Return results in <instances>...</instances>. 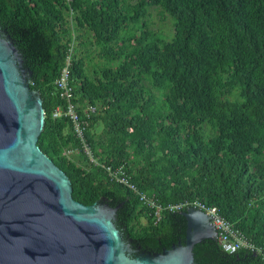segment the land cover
Segmentation results:
<instances>
[{
	"label": "trees",
	"instance_id": "obj_1",
	"mask_svg": "<svg viewBox=\"0 0 264 264\" xmlns=\"http://www.w3.org/2000/svg\"><path fill=\"white\" fill-rule=\"evenodd\" d=\"M151 9L171 20L173 34L149 27ZM0 28L42 99L38 146L68 176L75 200L119 205L114 225L141 251L183 242L184 210L156 221L103 165L122 166L164 207L216 206L259 249L229 253L207 238L193 247L196 264H264V0H0ZM70 43L78 113L94 108L85 139L96 162L69 119L53 116L64 107L54 80ZM88 46L102 66L89 70Z\"/></svg>",
	"mask_w": 264,
	"mask_h": 264
},
{
	"label": "water",
	"instance_id": "obj_2",
	"mask_svg": "<svg viewBox=\"0 0 264 264\" xmlns=\"http://www.w3.org/2000/svg\"><path fill=\"white\" fill-rule=\"evenodd\" d=\"M31 71L0 28V264H196L193 247L216 239L200 209L182 211L184 241L141 251L114 225L119 205H85L38 146L45 113Z\"/></svg>",
	"mask_w": 264,
	"mask_h": 264
},
{
	"label": "built area",
	"instance_id": "obj_3",
	"mask_svg": "<svg viewBox=\"0 0 264 264\" xmlns=\"http://www.w3.org/2000/svg\"><path fill=\"white\" fill-rule=\"evenodd\" d=\"M73 54V44L70 43L65 57L64 65L60 70V73L54 80V86L58 91L59 97L64 102V107H56L53 111V116L58 117L64 115L69 119V121L73 125L74 133L80 139L84 151L89 156L90 161L96 162L97 159L93 157L90 147L85 139V130L87 127L86 117H89V113L93 112L94 108L88 107V109L84 110L85 118H81L78 113V105L76 102H74V88L71 84ZM103 166L112 179L129 187V189L134 191L139 196L140 200L144 204L152 208V210L154 211L153 217L156 221L160 220L161 213L165 210L182 211L190 207L197 208L202 210L209 217L210 223L216 231V240L224 251L229 253L235 252L240 249H248L253 252L259 251V249L254 244L246 240V238L238 229H236L228 220L220 215L216 206L207 205L206 203L199 200H186L178 204L168 205L164 207L148 198L145 193L138 191L134 184H132L129 180V177L127 176L122 166H118L116 168H113L110 165Z\"/></svg>",
	"mask_w": 264,
	"mask_h": 264
},
{
	"label": "rangeland",
	"instance_id": "obj_4",
	"mask_svg": "<svg viewBox=\"0 0 264 264\" xmlns=\"http://www.w3.org/2000/svg\"><path fill=\"white\" fill-rule=\"evenodd\" d=\"M149 20V27L155 31L158 32L160 34L169 36L171 34H173L174 32V26L171 23V20L167 17H163V15L160 14L159 9H151V14L148 17ZM89 33L88 32H84L83 33V39H85L87 37ZM90 52H91V57H93L92 63L88 64L87 61V65L89 66V70L94 67H96L94 64L98 65V66H102L100 65V63H102V60H100L97 56H96V52H95V46H88L87 47ZM87 60V59H86ZM69 154H73V153H69ZM142 222H145L144 219H141Z\"/></svg>",
	"mask_w": 264,
	"mask_h": 264
},
{
	"label": "flooded vegetation",
	"instance_id": "obj_5",
	"mask_svg": "<svg viewBox=\"0 0 264 264\" xmlns=\"http://www.w3.org/2000/svg\"><path fill=\"white\" fill-rule=\"evenodd\" d=\"M139 249V248H138Z\"/></svg>",
	"mask_w": 264,
	"mask_h": 264
}]
</instances>
